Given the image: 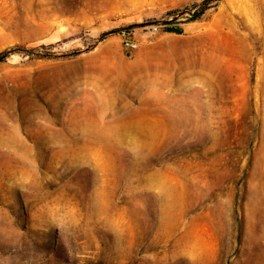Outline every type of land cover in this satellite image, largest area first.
<instances>
[{"label": "rangeland", "instance_id": "obj_1", "mask_svg": "<svg viewBox=\"0 0 264 264\" xmlns=\"http://www.w3.org/2000/svg\"><path fill=\"white\" fill-rule=\"evenodd\" d=\"M4 52L0 264H264V0H0Z\"/></svg>", "mask_w": 264, "mask_h": 264}, {"label": "trees", "instance_id": "obj_2", "mask_svg": "<svg viewBox=\"0 0 264 264\" xmlns=\"http://www.w3.org/2000/svg\"><path fill=\"white\" fill-rule=\"evenodd\" d=\"M206 7V3L204 4L203 7H201V9L199 10L200 6L199 5H196L195 9H194V13L192 15V20H196L200 15H203L205 10L207 8ZM199 10V11H198ZM9 52H4V53H1L0 54V63L4 62L6 60V57H7V54Z\"/></svg>", "mask_w": 264, "mask_h": 264}, {"label": "built area", "instance_id": "obj_3", "mask_svg": "<svg viewBox=\"0 0 264 264\" xmlns=\"http://www.w3.org/2000/svg\"><path fill=\"white\" fill-rule=\"evenodd\" d=\"M126 46L128 49L136 48V45L134 43H132L131 41H126Z\"/></svg>", "mask_w": 264, "mask_h": 264}, {"label": "water", "instance_id": "obj_4", "mask_svg": "<svg viewBox=\"0 0 264 264\" xmlns=\"http://www.w3.org/2000/svg\"><path fill=\"white\" fill-rule=\"evenodd\" d=\"M171 32H175V33H178V34H180L182 31L181 30H179V29H175V28H170L169 29Z\"/></svg>", "mask_w": 264, "mask_h": 264}]
</instances>
